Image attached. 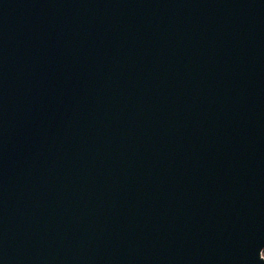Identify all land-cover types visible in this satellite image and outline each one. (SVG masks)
Returning a JSON list of instances; mask_svg holds the SVG:
<instances>
[{"label": "water", "instance_id": "95a60500", "mask_svg": "<svg viewBox=\"0 0 264 264\" xmlns=\"http://www.w3.org/2000/svg\"><path fill=\"white\" fill-rule=\"evenodd\" d=\"M264 0H0V264H264Z\"/></svg>", "mask_w": 264, "mask_h": 264}, {"label": "trees", "instance_id": "16d2710c", "mask_svg": "<svg viewBox=\"0 0 264 264\" xmlns=\"http://www.w3.org/2000/svg\"><path fill=\"white\" fill-rule=\"evenodd\" d=\"M263 253H264V249H263Z\"/></svg>", "mask_w": 264, "mask_h": 264}]
</instances>
